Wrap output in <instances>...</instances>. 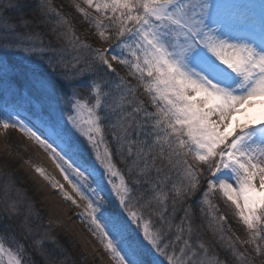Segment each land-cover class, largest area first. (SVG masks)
Instances as JSON below:
<instances>
[{
  "label": "snow or ice",
  "instance_id": "snow-or-ice-1",
  "mask_svg": "<svg viewBox=\"0 0 264 264\" xmlns=\"http://www.w3.org/2000/svg\"><path fill=\"white\" fill-rule=\"evenodd\" d=\"M83 5L74 0L107 47L52 0H0V128L56 161L116 264H230L201 239L204 224L231 264H254L211 198L230 202L264 256V3L258 23H240L247 6L231 0ZM0 178V264H66L11 172Z\"/></svg>",
  "mask_w": 264,
  "mask_h": 264
},
{
  "label": "rangeland",
  "instance_id": "rangeland-1",
  "mask_svg": "<svg viewBox=\"0 0 264 264\" xmlns=\"http://www.w3.org/2000/svg\"><path fill=\"white\" fill-rule=\"evenodd\" d=\"M75 2L80 3L81 6L83 7H86V5H83V0H75ZM231 2L238 5L247 6L237 9L239 22L242 21L241 23H243L245 17L254 18L257 23L259 22L261 4L264 3V0H231ZM62 3H66V5L64 6V4H62L61 5L62 7H57V8H60L62 12H64L69 16V18L72 20L73 25L78 30V33L80 35L87 37L89 39V42L94 43V46L96 47H101V48L107 47V45L99 41V39L95 36L94 33H92V35H89V33L92 32V30L89 28L87 22L84 21L82 15L73 6L74 0H62ZM54 6L56 7V5ZM88 11L91 12L93 15H96L93 9H88ZM114 67H116L117 70L120 69V71L121 70L126 71L122 66L116 65L115 63H114ZM125 78L128 79L133 84L136 83V81L134 80L133 82L131 78L128 77ZM138 93L140 94V98L144 100L145 103L147 104L148 103L147 95H144L142 93V89H139ZM9 102H11L10 99ZM0 103H3V101H0ZM150 110H154V109H150ZM5 143L7 147L4 149H0V161L3 166L2 169L8 168L9 170H14L13 174L16 173V177H18L17 179L19 180L18 181L19 185H21V189L24 191V194L30 198L31 202L34 204V207L37 205L39 208L43 210L44 221L46 222L47 225L52 227L53 230H56L57 233L65 234L68 236L69 240L73 245V249L81 257L80 258L81 263L94 264L96 263V260L94 261L88 259V252L84 248L82 241L78 239L80 236L78 233H80L87 240V242H89L88 240H90L94 248L98 246L101 247L103 254L108 255L111 258L112 262L116 264V260L113 259L112 254L110 252L105 250L104 245L101 243L98 236L93 235V232L90 229L89 224L87 223V218L82 217L81 213H83L86 209V201L82 200L79 197V195L74 191L71 184L70 185L73 193L70 196L76 201L75 204H73L70 200L65 199L64 192H61L60 189L53 188V193H55V195H57L62 199L63 207L65 210H67V214L69 216L72 215L70 221L78 225V227H76L78 229V233L74 234L72 232H69L66 229H64L62 225L50 221V217H52L53 213L46 199L47 193H45L43 190L38 188L35 181L30 177V170H29L32 167V161H30V158L34 150L33 147L36 146L38 149L44 151V153L47 152L39 144H37V142L34 139L27 137L17 129L9 128L6 130ZM71 178L72 177L70 176V179ZM2 185H3V179H0V187H2ZM201 185L206 186V182L203 180ZM220 195L222 196L221 193ZM222 201L225 202L224 213L226 214L228 212L232 213L234 216L233 221L238 222V225L241 224V226L237 231L239 241L242 242L241 244H244L248 246L250 249H252L251 251L252 257L255 259L256 264H264V257L260 259L259 258L260 255H257V253L253 250L254 246L247 243V241L249 240L248 231L246 227L239 221L238 217L235 215L234 207L230 204V202L226 201V198H224L223 196H222ZM219 203L220 202L217 201L214 203V205L219 207L220 206ZM182 214L183 213L180 212L177 215L180 216ZM159 259H164V258L160 257Z\"/></svg>",
  "mask_w": 264,
  "mask_h": 264
},
{
  "label": "bare ground",
  "instance_id": "bare-ground-1",
  "mask_svg": "<svg viewBox=\"0 0 264 264\" xmlns=\"http://www.w3.org/2000/svg\"><path fill=\"white\" fill-rule=\"evenodd\" d=\"M5 136L6 130L1 128L0 149L7 147L5 143ZM33 148L34 150L30 158V161H32V167L29 169L30 177L35 181L39 189L47 193L46 199L53 213L52 217H50V221L56 222L62 225V227L67 231L77 234L78 229L76 227H78V225L70 221L72 215L69 216L67 214V210H65L63 207L62 199L53 193V188L60 189V186L62 185L64 193L71 195L73 193L71 185L69 184L68 180L64 178V173L59 167H57L56 161H54L49 154L44 153V151L38 149L36 146ZM36 168H42L44 170L45 176H47L48 179H45L44 176H41L39 173H37L35 170ZM53 184L56 186L54 187ZM78 234L80 235L78 239L82 241L84 248L88 252L89 260H96V263L94 264H114L108 255L103 254L101 247L98 246L94 248L90 240L87 242V240L80 233Z\"/></svg>",
  "mask_w": 264,
  "mask_h": 264
},
{
  "label": "trees",
  "instance_id": "trees-1",
  "mask_svg": "<svg viewBox=\"0 0 264 264\" xmlns=\"http://www.w3.org/2000/svg\"><path fill=\"white\" fill-rule=\"evenodd\" d=\"M52 2H53L54 5H56V7H61L62 4H64V6L66 5V3H62V0H57V1L54 0V1H52ZM29 18H30V17H29ZM2 51H3V50L0 49V52H2ZM120 73H121L122 76H125V77H128V78H131V80L134 82V80L132 79V77L127 76L126 71H122V70H121ZM0 101H3V99L0 98ZM117 164H118L119 167H123V165H121V164L119 163L118 160H117ZM2 167H3V166H2V163H1V161H0V169L2 170V171L0 170V172H3V171H5V170L10 171L11 174H12V177L16 180V186L19 187V188L21 189V185H19V182H18L19 180L17 179L18 177H16V173L13 174V173H14V172H13L14 170H9L8 168H3V169H2ZM0 179H2V178H0ZM202 181H203V180H202ZM202 181H201V183H202ZM20 184H21V183H20ZM205 187H206V186H205ZM198 195H199V194H198ZM193 199H196V198H193ZM211 199H212V201H213V204H214L215 202H217V201L220 202V203H219L220 206L218 207L219 211H218L217 214H218V215L222 214V215H224V216L226 217V221H227V222H226L225 225H224L225 230H226V231H225V235H226V236H232L233 239H234L235 237H238V235H237V231H238L239 227L241 226V224L238 225V222L233 221L234 216H233L232 213H230V212H228L227 214L224 213L225 202L222 201V196L220 195V193H217V194H216L215 196H213ZM34 210H35V211H38V212L40 213L44 225L50 227V226L47 225L46 222L44 221V213H43V210H42L41 208H39L37 205L34 207ZM178 217H179V216H178ZM195 222H196V224H201V223H203V218L200 216L198 210L196 211ZM229 225L231 226V231H228V226H229ZM50 229H51V235L54 236V237L56 238L58 244H59L60 247L64 250V253H63V255H62L60 258L66 260V264H82L81 261H80V258H81V257H80V255H78V254L76 253V251L73 249V245H72L71 241L69 240L68 236L65 235V234L57 233V231H56V230H53L52 227H50ZM233 234H234V235H233ZM201 239H203L204 241H206V242H208V243L213 244V245L216 247V250H217L218 252H220V256H221V258H229V262H230V264H231V253L226 252L224 249H222V248L220 247V243H217V242L214 240L213 235H212V233L208 230L206 224H204V227H203V235H202ZM48 246H49V247H52V245H51L50 243L48 244ZM237 247H238L241 251H243L245 248H247V249L249 250V254H250L251 257H252V253H251L252 249H250L248 246H246V245H244V244H241V242H240V243L238 242V243H237ZM263 257H264V256H261V255H260L259 258L262 259ZM34 258H35L37 261L41 262V264H42V258H41L40 256L36 255V256H34ZM252 258H253V257H252ZM253 259H254V258H253ZM160 260L163 261L164 259H160ZM164 264H166V261H164ZM254 264H256V263H255V259H254Z\"/></svg>",
  "mask_w": 264,
  "mask_h": 264
}]
</instances>
